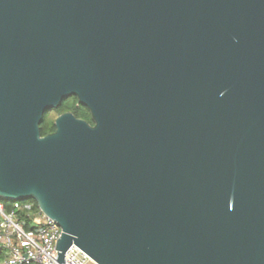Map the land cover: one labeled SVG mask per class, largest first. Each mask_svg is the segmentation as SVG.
<instances>
[{"label":"water","instance_id":"1","mask_svg":"<svg viewBox=\"0 0 264 264\" xmlns=\"http://www.w3.org/2000/svg\"><path fill=\"white\" fill-rule=\"evenodd\" d=\"M0 198L55 264H264V0H0Z\"/></svg>","mask_w":264,"mask_h":264},{"label":"built area","instance_id":"2","mask_svg":"<svg viewBox=\"0 0 264 264\" xmlns=\"http://www.w3.org/2000/svg\"><path fill=\"white\" fill-rule=\"evenodd\" d=\"M60 234L58 224L35 202L14 201L7 209L0 201V250L5 253L1 264H55V244ZM90 261L72 245L64 255V263L60 264H89Z\"/></svg>","mask_w":264,"mask_h":264},{"label":"trees","instance_id":"3","mask_svg":"<svg viewBox=\"0 0 264 264\" xmlns=\"http://www.w3.org/2000/svg\"><path fill=\"white\" fill-rule=\"evenodd\" d=\"M55 112L58 115L65 113V112H71L73 115H75L77 118H82L86 120L89 123H92L91 115L89 110L78 103L77 98L75 96H70L66 99H64L60 105L57 108L49 109L44 112L43 121L40 123V132L42 135H46L48 133H51L54 131V119L50 118V113ZM0 201H2L5 204V207L9 209V207L12 204V201L7 199L0 198ZM24 201H32L33 200H21V202ZM5 256V253L3 250H0V264Z\"/></svg>","mask_w":264,"mask_h":264},{"label":"rangeland","instance_id":"4","mask_svg":"<svg viewBox=\"0 0 264 264\" xmlns=\"http://www.w3.org/2000/svg\"><path fill=\"white\" fill-rule=\"evenodd\" d=\"M56 116H57V114L55 112H51L50 113V118L51 119H54ZM89 264H95V263H93L92 261H90Z\"/></svg>","mask_w":264,"mask_h":264},{"label":"flooded vegetation","instance_id":"5","mask_svg":"<svg viewBox=\"0 0 264 264\" xmlns=\"http://www.w3.org/2000/svg\"><path fill=\"white\" fill-rule=\"evenodd\" d=\"M90 124H93V122H92V123H90Z\"/></svg>","mask_w":264,"mask_h":264}]
</instances>
